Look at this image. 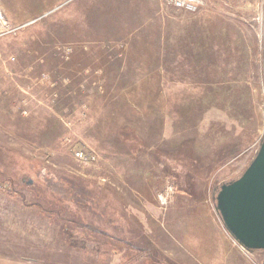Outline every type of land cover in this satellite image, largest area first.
I'll return each mask as SVG.
<instances>
[{
    "label": "rangeland",
    "instance_id": "obj_1",
    "mask_svg": "<svg viewBox=\"0 0 264 264\" xmlns=\"http://www.w3.org/2000/svg\"><path fill=\"white\" fill-rule=\"evenodd\" d=\"M263 44L264 0H0V264L240 247L214 195L264 132Z\"/></svg>",
    "mask_w": 264,
    "mask_h": 264
},
{
    "label": "water",
    "instance_id": "obj_2",
    "mask_svg": "<svg viewBox=\"0 0 264 264\" xmlns=\"http://www.w3.org/2000/svg\"><path fill=\"white\" fill-rule=\"evenodd\" d=\"M262 73L264 88V44ZM214 202L223 228L240 248L264 252V132L249 165L216 190Z\"/></svg>",
    "mask_w": 264,
    "mask_h": 264
},
{
    "label": "crops",
    "instance_id": "obj_3",
    "mask_svg": "<svg viewBox=\"0 0 264 264\" xmlns=\"http://www.w3.org/2000/svg\"><path fill=\"white\" fill-rule=\"evenodd\" d=\"M210 230L214 235L218 247H192L193 253L192 251L190 252V255L193 259L192 263L195 262L197 264H244L241 260H246L245 253L241 251L240 247H219L221 245V242H224V233L223 236L220 235V231L216 223H213V225L211 224ZM183 248H186V250L189 251L188 247Z\"/></svg>",
    "mask_w": 264,
    "mask_h": 264
},
{
    "label": "built area",
    "instance_id": "obj_4",
    "mask_svg": "<svg viewBox=\"0 0 264 264\" xmlns=\"http://www.w3.org/2000/svg\"><path fill=\"white\" fill-rule=\"evenodd\" d=\"M168 5L185 10L189 13L198 12L203 6V0H164Z\"/></svg>",
    "mask_w": 264,
    "mask_h": 264
}]
</instances>
